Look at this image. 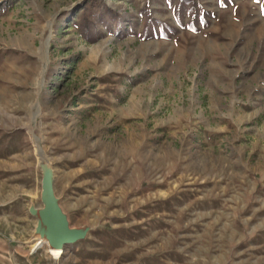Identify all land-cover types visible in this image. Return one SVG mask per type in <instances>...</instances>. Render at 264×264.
Wrapping results in <instances>:
<instances>
[{"label":"rangeland","instance_id":"rangeland-1","mask_svg":"<svg viewBox=\"0 0 264 264\" xmlns=\"http://www.w3.org/2000/svg\"><path fill=\"white\" fill-rule=\"evenodd\" d=\"M0 264H264V0H0Z\"/></svg>","mask_w":264,"mask_h":264},{"label":"water","instance_id":"water-1","mask_svg":"<svg viewBox=\"0 0 264 264\" xmlns=\"http://www.w3.org/2000/svg\"><path fill=\"white\" fill-rule=\"evenodd\" d=\"M51 180L44 182L43 204L44 208L39 211L37 229L41 238L46 240L51 248H63L71 243L76 234L67 231L59 217L57 201L51 191Z\"/></svg>","mask_w":264,"mask_h":264},{"label":"bare ground","instance_id":"bare-ground-1","mask_svg":"<svg viewBox=\"0 0 264 264\" xmlns=\"http://www.w3.org/2000/svg\"><path fill=\"white\" fill-rule=\"evenodd\" d=\"M46 174L49 175L47 172H46ZM47 175H46V176H47ZM45 179H46V182H48V179H47V178H45ZM37 242H38V243L34 245V248L37 247V246L43 245V244L48 245V243L46 242V240H41V239H40V240H38ZM40 242H41V243H40ZM39 243H40V244H39ZM48 246H49V245H48ZM49 253H50L52 256H54L55 258H59L60 255H61V253H62V251H61L60 248H51V247H50V249H49Z\"/></svg>","mask_w":264,"mask_h":264}]
</instances>
